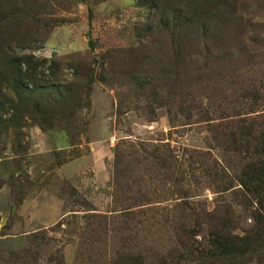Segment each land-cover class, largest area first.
I'll return each instance as SVG.
<instances>
[{
    "label": "rangeland",
    "instance_id": "1",
    "mask_svg": "<svg viewBox=\"0 0 264 264\" xmlns=\"http://www.w3.org/2000/svg\"><path fill=\"white\" fill-rule=\"evenodd\" d=\"M190 1L177 6L176 0H162L172 5L163 17L148 0H23V5L13 0L5 5L13 10L8 22L26 38L11 44L10 53L46 61L38 82L26 88L65 86L75 73L86 76L90 68L94 80L89 91L83 87L86 79L76 82L82 99L70 112L69 130L43 131L29 123L18 137L11 128L0 135V264H55L61 258L75 264L78 255H86L88 248L80 252L85 217L113 211L116 156L125 158L131 144L170 153L177 183H155L157 205L174 209L180 221L197 218L198 241L207 235L205 212L229 208L233 234L253 228L255 205L235 183L216 192L204 165L236 166L222 127L264 114V49L250 54L249 22L264 20V6L262 0H237V8H243L240 27L247 32L243 48L241 31H232L236 18L224 33L220 25L207 26L211 9L225 0ZM158 24L167 29L168 39L174 31L167 24H172L178 42L170 47L164 35L156 34ZM100 74L114 87L104 85ZM132 74L147 76L149 84L128 86Z\"/></svg>",
    "mask_w": 264,
    "mask_h": 264
},
{
    "label": "trees",
    "instance_id": "2",
    "mask_svg": "<svg viewBox=\"0 0 264 264\" xmlns=\"http://www.w3.org/2000/svg\"><path fill=\"white\" fill-rule=\"evenodd\" d=\"M9 1L13 0H0V135L11 128L18 137L29 123L37 125L43 131L54 126L67 131L73 121L70 119L72 118L70 112L82 99L81 92L79 93L74 86L79 79H86L83 87L89 91L87 86L94 80V71L92 72L90 68L86 76L75 73L74 82L58 88H26L38 82L39 71L46 61L39 63L32 55L17 56L10 53L11 44L23 42L26 38L25 34L13 29L8 22L13 13L12 9L5 6L10 4ZM20 1L23 5V0ZM148 1L157 4L154 12L161 14L162 17L167 9L172 8L171 4L162 0ZM212 1L215 0H206L210 5ZM186 4L189 6L191 1L176 0L177 6ZM259 4L264 6V0ZM242 10L243 8H237V0H232V5L227 0L220 1L211 9L213 16L206 19L207 26L213 28L220 25L221 33H224L234 25L230 24L233 17L236 18L238 25L234 26L237 30L230 29L235 33L241 31L238 37L245 48L247 32L240 27L244 23ZM259 21H249L250 54L264 49V20ZM167 26L174 31L169 34L171 39L166 37L167 29H163L160 24L155 30L156 34L167 38L171 47L180 38L176 36V28L172 24ZM182 41L185 42V36ZM89 46H92L90 42ZM50 65L48 69L51 75H54L55 59ZM99 77L104 85L114 87L108 78L102 74ZM127 81L128 86H136L138 89H143L149 84L145 75L132 74ZM3 85L9 86L5 93H1ZM52 120L54 124H51ZM222 130L221 135L226 148L233 155L237 165L230 163L229 168L213 161L211 165H204L205 173L208 174L216 192L228 191L235 183L241 188L243 195L255 205V224L250 231L242 235L233 234L231 211L229 208H225L224 211L218 209L203 213L207 235L204 241H198L195 233L201 223L197 218L191 223L188 222L190 221L188 216L186 219L181 218L180 221L175 217L174 209L157 205L160 202L156 200L158 196L155 183L158 181L172 182L174 185L177 183L172 180L176 171L170 164L172 159L170 153L158 147L147 148L131 144L125 158L118 154L116 156L112 200L114 209L109 215L91 214L85 217L82 234L86 235V242L82 243L80 252L88 248L85 251L87 254L78 255L75 264H95L99 261L100 264L263 263L264 114L250 120L238 118L230 125L222 127ZM173 159L175 160L174 157ZM175 193L180 196L179 198H185L179 190ZM54 262L64 264L63 258Z\"/></svg>",
    "mask_w": 264,
    "mask_h": 264
}]
</instances>
